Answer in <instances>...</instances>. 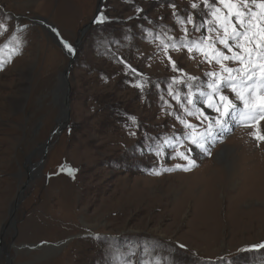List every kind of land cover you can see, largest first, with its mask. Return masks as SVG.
Segmentation results:
<instances>
[{"label":"rangeland","instance_id":"1","mask_svg":"<svg viewBox=\"0 0 264 264\" xmlns=\"http://www.w3.org/2000/svg\"><path fill=\"white\" fill-rule=\"evenodd\" d=\"M98 1L0 0V23L8 28L6 32L0 29V237L4 252L12 264H109L112 244L125 249L155 241L160 245L158 254L174 255L175 264H260L264 249L251 246L264 243V141L257 139L264 134V119L249 126L234 122L223 134L214 130L206 144L209 151L191 153L196 166L188 171L175 167L187 164L179 157L157 158L141 155L139 150L145 134L159 138L190 132L176 114L197 125L196 131L205 130L207 121L202 116L197 119L199 113L188 116L169 95L168 82L179 78L173 89L182 98L188 89L181 80L201 84L206 72H219L220 66L207 63L196 50L189 53L162 45L173 38L200 36L193 24H182L174 12L181 18L191 14L194 21H211L206 27L222 35L218 28L226 14L222 4L217 21L205 0H103L101 8L112 19L113 38L107 41L117 50L98 49L92 37L80 44L66 79L68 122L42 156V146L57 123L63 122V71L68 64L42 21L73 45L78 31L92 20ZM231 2L239 7L243 0ZM132 15L139 22L133 18L121 23ZM32 19L39 21L34 24ZM117 20L120 26L113 25ZM127 26L140 34L135 41L138 50L123 43L128 38L123 31ZM161 33L167 34L157 36ZM208 35L214 39L217 32ZM216 47L223 49L218 43ZM204 50L212 51L207 46ZM169 56L182 72L172 70ZM122 57L141 69V77L131 82L130 73L119 65ZM224 64L238 66L231 60ZM188 76L199 79L188 81ZM138 81L147 82L143 92L134 86ZM187 107L194 111L192 105ZM204 111L210 118L217 115L211 109ZM37 164L23 192L24 202L15 211L17 193L28 182L25 171ZM12 219L18 222L14 246L59 245L10 249L8 221ZM97 236L111 240H97Z\"/></svg>","mask_w":264,"mask_h":264},{"label":"snow or ice","instance_id":"2","mask_svg":"<svg viewBox=\"0 0 264 264\" xmlns=\"http://www.w3.org/2000/svg\"><path fill=\"white\" fill-rule=\"evenodd\" d=\"M224 5L226 14H223L222 22L218 23V28L222 29L221 35L216 28L206 27L211 21L197 20L194 21L191 14L186 18H181L176 15V19L182 24H193V30L199 32L200 36L190 40H171V43H164V48H184L189 53L196 50L197 54L202 55L204 60L212 64L215 62L220 66V71H209L205 73L206 80L201 84L186 83L181 80L182 84L188 89L183 93L182 98L177 96L173 89V84L179 79L178 77L171 78L168 82V93L180 105L184 113L188 116H194L199 113L197 119L201 116L204 121H207V126L203 132L196 131L197 125H193L184 119L180 114H176L175 118L184 125L185 128L191 131L187 134L177 135L175 132L170 136H162L159 138L151 137L145 134V144L140 147L141 155H155L157 158L166 157L167 159H175L179 157L187 161L186 165L177 164L176 168H182L185 171L196 166L195 160L191 153L196 149L207 153L209 149L206 147L207 141L213 137V131L217 134H223L231 129L234 122H241L245 126L255 124L258 120L264 119V0H243V3L236 7L231 0H205V6L210 9V14L217 20H221L222 9L218 5ZM175 8L174 4L170 5ZM192 8L196 9L197 5L192 4ZM259 9V14L257 12ZM141 12L140 8L136 9ZM209 13H205L208 15ZM147 19V17H141ZM110 18L106 17L103 12L99 13L93 23L103 25ZM151 22V21H149ZM229 27L231 32H229ZM0 29L4 32L8 31L5 23H0ZM187 35V28L183 29ZM143 31V30H142ZM171 31V30H169ZM216 31L217 35L213 39L208 33ZM3 33L0 32V35ZM167 33L157 34V36L166 35ZM211 41L210 43H207ZM258 41V42H257ZM64 48L68 54H73L75 48L67 41H62ZM220 44L223 49L217 48ZM249 45L250 47H246ZM207 46L212 49L211 52L205 51ZM227 53H231L228 55ZM172 64V70L182 72V69L177 68L171 57H168ZM231 60L236 67L224 64V61ZM135 72L136 70H132ZM259 73V79H257ZM199 78L188 76L187 80L195 82ZM147 82H136L134 86L138 87L143 92V84ZM198 91H193V88ZM259 90V91H258ZM231 93V96L228 93ZM163 99V97H161ZM165 104L168 102L165 100ZM187 105H192L193 110H189ZM163 107V105H162ZM204 108L211 109L217 113L215 117H209ZM247 110V111H245ZM170 115L172 113H169ZM133 124L139 128L135 117H128ZM129 127V125H125ZM131 135H136L131 132ZM257 139L264 141V134H258ZM151 141L152 143H148ZM187 142V147L185 143ZM181 148L184 151H181ZM167 149V151H165ZM70 173L71 169L68 170ZM156 174H159L158 172ZM97 240H111V238L95 237ZM180 247H183L182 245ZM252 250L264 249V243L252 245ZM159 242L144 241L134 244L128 248L122 249L119 246L112 244L109 247V264H175L174 255H159ZM139 256V259H137ZM260 264H264V259H261Z\"/></svg>","mask_w":264,"mask_h":264},{"label":"water","instance_id":"3","mask_svg":"<svg viewBox=\"0 0 264 264\" xmlns=\"http://www.w3.org/2000/svg\"><path fill=\"white\" fill-rule=\"evenodd\" d=\"M103 0H99L98 1V6H97V9H96V12L92 18V20L87 24L85 25L84 27H82L78 33H77V37L75 39V42L73 43V46L75 48V52L76 50L78 49V47L80 46V43L83 39V36L85 35V32L90 28V26L93 24V21L94 19L97 17V15L99 14L100 12V9H101V3H102ZM39 20L37 19H32L30 22H33V23H38ZM42 23L45 25V29L47 30V33L50 35L53 43L59 47V49H61L64 53V55L68 58V64L65 68V70L63 71V82H64V87H65V114H64V119H63V122H58L57 123V126L58 128L55 130V131H52V133L50 134L48 140L44 143V145L42 146L43 147V157H45V154L48 150V147H49V143L50 141L52 140L53 136L57 135L60 133L62 127L68 122V113H69V98H68V93H69V87H68V84H67V77H68V74H69V71L75 61V52L73 54H68L67 50L64 48L63 46V43H62V39L60 38L58 32L56 31L55 27H53L52 25H49L47 23V21L43 20ZM65 79V80H64ZM43 160V159H42ZM38 166L35 165V167ZM61 244V243H60ZM59 244H54V245H48V244H42V245H35V246H32L30 248H33V249H39L41 247H47V248H54L56 246H58Z\"/></svg>","mask_w":264,"mask_h":264},{"label":"trees","instance_id":"4","mask_svg":"<svg viewBox=\"0 0 264 264\" xmlns=\"http://www.w3.org/2000/svg\"><path fill=\"white\" fill-rule=\"evenodd\" d=\"M101 12H103V14L106 17H108L106 15V12H105L104 8H101L99 13H101ZM133 18L137 19L138 22H139V18L137 16H135V15H132L131 17H129L128 19L122 21L121 23L124 24L126 22H130ZM111 23H112V19H109L103 25H98V24L93 23L91 28H90V30H89V32L86 34V36H84V38L82 39L80 44H82L83 41H86L88 38L92 37V38H95L94 42L97 43L95 45L98 46V49H103V50H106L108 52L109 51L111 52L113 50H117V49H115V47L113 46L112 43L107 41L109 38H113L112 33H111V29H110V24ZM113 25L120 26V21L117 20V22L113 23ZM130 26L125 27V29L123 30L128 35V38L125 39L123 43L127 47H134V48H136L138 50V47H137L138 45L136 44L135 41H139V38L137 36L140 37V34H138V32L131 31ZM118 43L120 44V43H122V41L120 40V41H118ZM119 65H121L125 70H127L130 73L131 82H133V80L135 78L141 77L140 75H142V74H140L141 69L132 66L131 62L130 61L129 62L126 61L125 58H123V57H122V63H119ZM133 69L136 70V71L133 72L132 71ZM129 84H130V82H129Z\"/></svg>","mask_w":264,"mask_h":264},{"label":"flooded vegetation","instance_id":"5","mask_svg":"<svg viewBox=\"0 0 264 264\" xmlns=\"http://www.w3.org/2000/svg\"><path fill=\"white\" fill-rule=\"evenodd\" d=\"M35 24V23H34ZM45 31H46V33H47V30L45 29ZM48 34V33H47ZM62 93L64 94V96H65V89L62 91ZM43 148V147H42ZM41 149V148H40ZM43 150V149H42ZM39 151V150H38ZM42 156H43V152H42ZM43 161V160H42ZM41 161V162H42ZM32 167V168H31ZM31 167H29V169H25L26 171H25V175H26V177H27V181L28 182H26V183H24L23 185H22V187L19 189V191H18V193H17V197H16V199H15V201H14V203H13V206H12V208L13 207H15V211H17V209H18V207H19V205L21 204V203H23L24 202V199H25V195L23 194V192H24V190L26 189V187L29 185V181H31L32 180V177H30V175H31V172L34 170V168H35V166L33 167V166H31ZM29 176V177H28ZM19 197H21V199L19 200ZM37 200V199H36ZM17 222V221H16ZM16 222H14V220L12 219V220H9L8 221V225L11 227V231H12V235H11V239H10V249H15V250H31V249H33V248H30V247H32V246H26V245H24V246H14V238H15V233H16V230H17V227H16ZM18 223V222H17ZM4 233V232H3ZM3 233H1V236L3 235ZM3 242H2V237H0V260L2 259V257L1 256H3V264H12V259H11V257L8 255V253H6V252H4L5 250H4V247H3V244H2ZM35 250V249H34Z\"/></svg>","mask_w":264,"mask_h":264},{"label":"bare ground","instance_id":"6","mask_svg":"<svg viewBox=\"0 0 264 264\" xmlns=\"http://www.w3.org/2000/svg\"><path fill=\"white\" fill-rule=\"evenodd\" d=\"M64 114H65V97H63V101H62V110H61L62 120L64 119Z\"/></svg>","mask_w":264,"mask_h":264}]
</instances>
